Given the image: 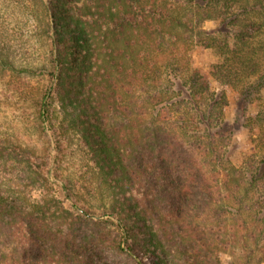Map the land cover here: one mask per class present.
<instances>
[{"label": "trees", "instance_id": "1", "mask_svg": "<svg viewBox=\"0 0 264 264\" xmlns=\"http://www.w3.org/2000/svg\"><path fill=\"white\" fill-rule=\"evenodd\" d=\"M4 1L8 120L50 130L56 154L0 132V264H264V0ZM32 40L43 59L17 70ZM190 41L218 54L211 74L253 131L239 166Z\"/></svg>", "mask_w": 264, "mask_h": 264}, {"label": "rangeland", "instance_id": "2", "mask_svg": "<svg viewBox=\"0 0 264 264\" xmlns=\"http://www.w3.org/2000/svg\"><path fill=\"white\" fill-rule=\"evenodd\" d=\"M198 2L202 0H197ZM6 1L0 0V5L5 4ZM215 23L213 21H205L198 26L201 28V30L206 32H211L214 29ZM23 40H27L25 37ZM10 46H13L12 42L9 43ZM28 44V43H25ZM28 47L23 49V53H19L16 49L10 54L11 56L18 54L17 57L14 58L15 67L17 70H21L19 67L21 66L20 63H17L20 61V59L27 60L31 64V66H34V64L38 63V59L42 57L43 47L41 43H38L37 41H31L28 45ZM186 48V56L185 58L188 59L190 64L200 69V71L205 75V77L208 79V82H210V89L213 91H222L226 94L228 103L225 106V110L223 113V119L225 124L228 127V131H231V141L229 145L227 146L226 153H229L230 160L235 165H241L244 158L250 154L253 151V143L251 141V136L253 131L245 125V119L242 116V109L240 107V103L236 99L235 90L233 87L228 83H223L222 81L216 79L211 74V65L215 62H218V54L215 53L211 48L200 45L195 43V41H190L189 44L185 46ZM8 51V50H7ZM27 57H25V55ZM43 59V58H41ZM17 61V62H16ZM34 70V69H33ZM168 76H169V68L166 69ZM164 71V70H163ZM167 73L164 72V77L167 76ZM170 79V77H168ZM2 76L0 73V132H3L5 134L9 135V140L13 144H19L22 147H32L35 148L37 153L44 152V148L47 147V144H50L51 146V153L56 154V150L54 149V140L51 137L50 130H47L46 137L37 132L36 130H32V128H29L30 126H27L26 128L19 124L18 122H15L14 120H8V116L15 115V111L9 106H7L8 99L7 97H10V93L5 90L6 87L4 86L5 82H2ZM37 80H40L41 82H37ZM19 80H17L18 82ZM17 82H11L12 84H18ZM168 82L166 79L164 80L163 84L166 85ZM31 87L36 86L38 83V87L45 88V86L49 85V82L45 80V78H40L38 75H32L30 77ZM21 85V84H20ZM264 96V91H263ZM30 109L27 110L29 112ZM253 107H249L248 112H253ZM16 137V139H15ZM73 146V145H71ZM63 152L60 155V163L59 167L61 166V169L59 168L60 173L63 172L64 174H73V165L69 164L71 160H69L70 157V150L71 148L69 145L63 144ZM69 150V151H66ZM52 170V169H51ZM51 173V171H50ZM52 176V174H51ZM52 179L54 181H57L56 178L52 176ZM262 254L259 252H256L253 256V259H256L260 257ZM232 256L228 253H225L221 257V263L222 264H231L232 262Z\"/></svg>", "mask_w": 264, "mask_h": 264}]
</instances>
